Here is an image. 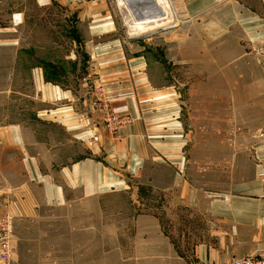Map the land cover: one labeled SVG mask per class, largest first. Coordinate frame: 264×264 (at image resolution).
Returning <instances> with one entry per match:
<instances>
[{"label":"crops","instance_id":"0c3cea01","mask_svg":"<svg viewBox=\"0 0 264 264\" xmlns=\"http://www.w3.org/2000/svg\"><path fill=\"white\" fill-rule=\"evenodd\" d=\"M37 1L40 8L50 4L48 0ZM145 2L141 6L147 12V9L166 12L164 17L169 22L164 23L170 25L172 15L167 0ZM171 3L186 28L180 34L178 25L176 35L171 37L172 45L183 49L173 65H186L192 80L187 83L188 89L210 91L209 70L218 69L223 78L222 91L249 93L248 99L244 96L243 112L236 111L235 101L243 95H235L230 106L224 107V116L228 109L234 117L244 114L253 118L248 120L251 124L264 125V64L252 51L264 40V0H171ZM0 4V23L6 22L0 24V201L9 200L7 209L15 222L37 219L44 214L41 212L44 208L68 205L73 195L93 198L126 190L132 176L142 179L153 165L155 173L163 168L171 172L169 187L175 191L171 204L201 210L208 227L205 238L193 247L192 254L184 255L180 247L162 238L167 237L160 227V218L150 213L140 216L151 225L150 232L161 238L165 250L161 245L154 248L160 258L169 257L173 264H231L235 259L264 251L262 142L254 143L243 159L234 161L231 177L222 188L201 190L187 182L182 173L184 164L178 160L180 149L172 148L174 144L163 145L171 143L175 135L192 132L181 129L183 122L173 85L161 91L160 100L150 102L155 109L152 119L145 111L147 91H156L146 53L132 60L124 52L119 54L122 69L110 74L116 79L114 82L107 80L110 93H130L120 97L118 109L132 114L134 123L116 142L101 126L87 130L81 83L76 81L80 73L77 51L66 57L73 67L66 73L53 61L38 60L31 47L23 46L22 31L30 18L28 6H13L9 13L10 6L4 1ZM73 42L76 47V40ZM52 72L61 74L52 76ZM66 74L72 75L74 81L67 76L65 79ZM196 75L202 81L193 82ZM167 91L168 101L163 99ZM19 99L25 104L20 106ZM140 110H144L142 117ZM190 111L193 123L198 122L196 117L202 118V123H210L207 117L214 115L205 103L192 105ZM152 122L154 127L148 128L147 124ZM53 135L62 138L55 141ZM95 137L99 141L88 148V140ZM151 144L154 149H149ZM84 147L88 153L84 154ZM152 151L155 163L148 164ZM10 264H22L16 251Z\"/></svg>","mask_w":264,"mask_h":264},{"label":"rangeland","instance_id":"374dc122","mask_svg":"<svg viewBox=\"0 0 264 264\" xmlns=\"http://www.w3.org/2000/svg\"><path fill=\"white\" fill-rule=\"evenodd\" d=\"M1 1L10 6L9 13L13 6H28L30 18L22 31L23 46L25 49L31 47L38 60L53 61L66 73L73 70L66 57L77 51L80 73L76 81L81 83L87 130L101 126L116 142L134 123L132 114L118 109L122 103L120 97L130 93H110L107 80L114 82L116 79L110 74L122 69L119 54L124 52L127 59L132 60L146 53L151 62L150 79L156 91H147L145 111L152 119L155 109L150 102L160 100L161 91L173 85L183 122L181 129L192 132L175 135L171 143L168 139V145H163L174 144L172 148L180 149L178 160L184 164L182 173L187 182L201 190L222 188L231 177L234 161L243 159L245 151L259 141L257 132L264 125L251 124L248 120L253 118L244 114L234 117L228 109L227 115L223 114L224 107L230 106L235 95H243L235 100L236 111L243 112V102L249 93L222 91L223 78L218 69L209 70L210 91H191L187 87L192 80L187 75L186 65H173L183 49L172 45L171 37L176 35L178 25L180 34L186 32V28L182 27L183 18L175 15L171 0H167L172 15L170 25L164 23L169 22L163 17L167 16L166 12L147 9V13L141 6L145 0H48L49 6L42 8L38 7L37 0ZM143 13L148 17L142 19ZM60 74L52 72V76ZM66 76L72 82L73 76L66 74L65 79ZM198 81H202V77L196 75L193 82ZM169 94L167 91L163 99L168 101ZM19 100L20 106L25 104ZM201 103L214 113L207 117L210 123H202V118L197 117L198 122L193 123L194 118L189 116L192 105ZM30 108L29 105V115ZM140 112L142 117L144 110ZM147 127L153 128V122ZM53 136L55 141L62 138V135ZM98 141L97 137L88 140L87 147ZM148 147L154 149L153 144ZM87 149L83 148L84 154L88 153ZM151 159L148 164L155 163L153 151ZM149 169L142 179L132 176L126 190L93 198L73 195L68 205L41 209L44 214L31 221L15 222L7 209L9 200L0 201V230L8 217L12 247L10 260L6 263L0 258V263L10 264L16 251L22 264H173L169 257L162 259L154 251L156 246L165 248L161 238L150 232L151 225L141 219L146 213L160 218V227L170 240L162 237L165 241L180 247L182 254L191 255L193 247L205 238L208 227L204 215L197 208L172 205L175 191H170L169 187L171 172L163 168L155 173L153 165Z\"/></svg>","mask_w":264,"mask_h":264},{"label":"built area","instance_id":"2783aa9c","mask_svg":"<svg viewBox=\"0 0 264 264\" xmlns=\"http://www.w3.org/2000/svg\"><path fill=\"white\" fill-rule=\"evenodd\" d=\"M252 51L260 63L264 64V40L255 45ZM257 136L258 140L264 144V128L258 131ZM260 178L264 182V172L261 173ZM9 233L10 223L7 217L2 223V228L0 230V258L6 263L10 260L12 254ZM231 264H264V251L255 256L235 259Z\"/></svg>","mask_w":264,"mask_h":264},{"label":"bare ground","instance_id":"6f19581e","mask_svg":"<svg viewBox=\"0 0 264 264\" xmlns=\"http://www.w3.org/2000/svg\"><path fill=\"white\" fill-rule=\"evenodd\" d=\"M140 8H142V7H140ZM154 8H155V7H154ZM153 11H154V10H153ZM146 12H147V11H146ZM147 13H149V12H147ZM140 17L143 19V18H147L148 16H147L146 14L143 13L142 16H140ZM161 17H162V16H161ZM163 17H164V16H163ZM163 17H162V18H163Z\"/></svg>","mask_w":264,"mask_h":264}]
</instances>
